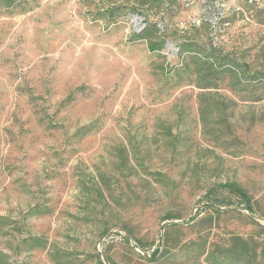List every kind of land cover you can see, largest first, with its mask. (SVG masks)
I'll return each mask as SVG.
<instances>
[{"label":"rangeland","instance_id":"rangeland-1","mask_svg":"<svg viewBox=\"0 0 264 264\" xmlns=\"http://www.w3.org/2000/svg\"><path fill=\"white\" fill-rule=\"evenodd\" d=\"M149 1L29 0L0 14V252L11 263L53 264L28 237L70 264H208L240 240L264 258V0L168 2L161 15L172 13L151 19L160 52L135 40L144 17L95 18ZM188 38L256 80L228 68L206 90L178 80Z\"/></svg>","mask_w":264,"mask_h":264},{"label":"trees","instance_id":"trees-1","mask_svg":"<svg viewBox=\"0 0 264 264\" xmlns=\"http://www.w3.org/2000/svg\"><path fill=\"white\" fill-rule=\"evenodd\" d=\"M168 2L173 0H151L146 8L138 6L113 5L101 10L95 15L96 20H105L109 25L115 24L118 19L127 16L139 15L144 17L145 27L139 34H134L135 40H148V49L150 52H160L167 47V40L159 34L161 29L158 23H153L151 19L160 18L165 20L166 15L172 13L173 7L166 10L162 16L161 10ZM30 8L29 0H0V14H14L18 12H26ZM152 39H155L154 41ZM179 57L181 65L178 67V80L186 79L187 82H196L200 89H210L215 86L219 80H223L226 69L233 74L235 80L239 84L252 83L256 80L255 75L250 74L248 70H242V66L238 61L229 59L228 55H224L217 49L212 42L201 44L194 38H188L182 41L179 45ZM247 77H251L246 81ZM221 189L227 190L230 194L238 196L245 204L249 211L252 210L251 202L246 192L237 184L227 183L220 186ZM40 208H36L38 213H41ZM27 250H49L48 257L53 264H70L66 256L62 255L58 249L48 248V243L43 237H28L23 242ZM249 243L245 240H240L239 245H231L222 248L219 254L209 251L206 257L208 264H264V258L255 262L257 252L255 248L246 250ZM264 254V250L262 251ZM158 250L153 256L159 255ZM98 264H104L100 258ZM0 264H13L8 260V256L0 252Z\"/></svg>","mask_w":264,"mask_h":264}]
</instances>
